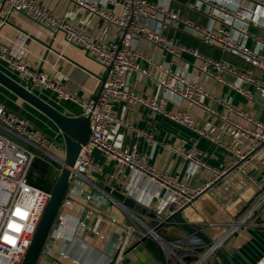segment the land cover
I'll return each instance as SVG.
<instances>
[{
	"label": "built area",
	"instance_id": "2783aa9c",
	"mask_svg": "<svg viewBox=\"0 0 264 264\" xmlns=\"http://www.w3.org/2000/svg\"><path fill=\"white\" fill-rule=\"evenodd\" d=\"M70 1L97 16L103 23L114 24L122 29L120 41L110 42L107 45L97 43L87 30L54 13L36 0H0V28L9 14L17 12L27 15L52 32H62L69 44L81 48L107 69L106 78L95 97L80 100L75 94L63 88L59 77L34 68L25 57L10 51L2 43H0V61L5 62L7 67L17 74L18 83L24 87L32 91L37 88L52 89L58 98L70 99L78 103L82 109L81 114L89 116V138L78 152L71 177L84 176L88 169L98 167L91 155V150L96 148L115 162L114 176L127 169L157 183L169 193L170 210L168 208L165 215L157 216L148 208L140 212V214H148L149 218L153 219L152 225L144 221L140 214L127 212L125 233L110 264H129L132 253L138 248L145 250L143 246L145 239H150L156 245V253L152 254V258L157 264H217L214 249L221 247L223 241L242 224H246L264 203V183L261 179L251 176L256 189L254 200L240 218L230 221L225 231L218 238L212 239L210 246L203 244L193 235L175 239L163 238L157 230H154L155 226L163 222L168 214L191 205L193 199L213 180L225 173L227 168L219 169L206 164L200 157L201 152L195 147L182 149L169 143L164 146L186 159L190 164V171L200 168L209 172L211 176L203 184L194 186L184 181L178 173H166L157 166L147 163L135 146L125 150L109 140L110 129L113 127H126L137 134L145 133L116 116L112 111V105L117 100H124L132 105H142L204 134L202 129L195 126L189 114V108L197 105L237 128L244 140L249 141L239 148L231 147L209 136L211 140L230 151L235 161L243 158L253 147L264 141V122L243 108L236 107L208 92L200 83L190 81L185 73L174 69L173 65L182 58V54L192 55L199 61L195 66L196 70L247 97H250L247 91L238 87L233 81L225 79L222 74L227 72L239 79L249 81L263 93L264 81L255 79L249 71H238L195 48L176 42L158 29L171 27L174 31L199 36L205 43L215 44L224 51L242 57L250 65L264 70V54L233 40L230 36V29L235 28L240 34L250 36L257 44L264 46V1L185 0L183 2L188 8L206 15L211 22L209 25H200L179 15L160 0H121L117 12L106 4L98 5L97 0ZM174 1L181 2V0ZM148 22L157 27L148 26ZM214 23L219 25L216 26ZM249 26L255 27L259 32L249 31ZM139 41L149 43L154 50L168 54L170 59L168 62L160 61L154 55L140 49L137 45ZM157 71L160 72V76L156 77L160 90L157 98H147L131 89L129 78L133 73L154 78ZM171 96L184 100L185 107L177 111L167 109L165 106L167 97ZM203 98L221 105L229 116L218 114L215 109L203 102ZM230 114L242 118L247 124H240L232 119ZM34 150L42 151L57 162L65 155L63 139L60 142L50 138L43 130L34 127L27 118L7 110L0 102V264L20 263L49 197L50 191L30 184L26 178ZM66 200L67 198L64 202ZM64 223V218L58 214L54 225L62 226ZM205 224L213 225L212 222ZM194 225L197 226L195 223ZM55 236L57 237L58 234Z\"/></svg>",
	"mask_w": 264,
	"mask_h": 264
},
{
	"label": "crops",
	"instance_id": "0c3cea01",
	"mask_svg": "<svg viewBox=\"0 0 264 264\" xmlns=\"http://www.w3.org/2000/svg\"><path fill=\"white\" fill-rule=\"evenodd\" d=\"M36 1L87 30L97 43L107 45L110 42H119L121 39L122 29L114 24L103 23L97 16L86 9L83 10L70 0ZM160 1L164 2L169 9L175 10L179 15L197 24L211 23L203 13L188 8L183 3L185 0ZM96 2L100 6L106 4L117 12L121 0H97ZM147 25L157 27L149 22ZM214 25L218 26L219 23ZM248 29L253 33L259 32L252 26ZM158 30L176 42L195 48L238 71H249L255 79L264 81V70L250 65L242 57L224 51L215 44L205 43L199 36L174 31L171 27ZM230 36L233 40L242 42L264 54V46L257 44L252 37L240 34L237 29L231 28ZM0 43L15 54L25 57L34 68L59 77L63 88L75 94L80 100L95 97L107 75L106 68L88 56L81 48L69 44L62 32H52L23 13L13 12L6 17V22L0 28ZM137 45L162 62H168L170 59L168 54L154 50L149 43L139 41ZM198 62L196 57L182 54V58L173 65V68L185 73L189 79L195 80L200 77V84L208 92L236 107L243 108L264 122L263 92L253 83L227 72L222 74L223 77L247 91L250 97L222 82L208 77L203 78L193 73ZM0 71L19 82L17 74L3 61H0ZM157 76H160L159 71L154 74V78L133 73L129 78L130 87L147 98H157L160 94ZM33 92L67 115L75 116L82 113L78 103L70 99L58 98L52 89L37 88L33 89ZM0 102L7 110L27 118L34 127L43 130L50 138L62 142L61 133L51 120L24 103L1 84ZM203 102L215 109L218 114L228 113L215 101L203 98ZM165 106L171 111H177L185 107V101L171 96L167 97ZM112 111L116 116L145 133L137 134L126 127H113L108 136L110 141L125 150L135 146L144 161L166 173H178L184 181L194 186L203 184L211 176L209 172L200 168L190 171L189 162L166 148L164 144L169 143L182 149L195 147L201 152L200 157L206 164L225 169L235 161L234 155L211 140L209 136L231 147L242 148L249 142L248 140L235 141V144L230 141L229 136L221 140L223 134L217 128L218 115H212L197 105L189 108V114L195 126L202 129L204 134L142 105H132L124 100L115 101ZM230 117L242 125L247 124L245 120L234 114H230ZM91 155L98 167L88 169L84 176L74 175L70 178L71 185L67 200L59 213L65 223L62 226L59 224L53 226L38 264H110L125 233L127 212L134 214L141 212L139 208L128 206L122 200L115 198V195L111 193L113 190H117L116 192L121 193L125 199L134 204L151 209L157 216L165 215L168 211L169 193L157 183L127 169L114 176L115 162L113 160L96 148L91 150ZM60 167L57 168L58 172ZM261 181L264 183V177ZM122 188L124 192L121 191ZM255 196L256 189L251 176L241 170H233L219 185L201 192L192 204L184 209L182 216L185 220L201 227L210 238L216 239L225 231L230 221L240 218L245 213ZM140 217L150 225L154 222L148 214H140ZM205 222H212L213 225H207ZM170 224L162 225L157 230L158 234L166 239L187 237L188 234L179 226ZM55 234L58 236L56 237ZM143 246L145 250L138 248L135 253H132L129 264H157L152 258L153 251L146 245V240L143 241ZM221 248L230 257L232 264H264V203L246 224H242L223 241Z\"/></svg>",
	"mask_w": 264,
	"mask_h": 264
},
{
	"label": "water",
	"instance_id": "95a60500",
	"mask_svg": "<svg viewBox=\"0 0 264 264\" xmlns=\"http://www.w3.org/2000/svg\"><path fill=\"white\" fill-rule=\"evenodd\" d=\"M81 8L84 10L83 7ZM193 73H197L199 76L206 78V76L196 70V68L193 69ZM200 79L201 78L199 77L195 80H192V78L189 80L194 83H200ZM0 84L17 95L24 103L32 106L38 112L42 113L49 120H51L60 131L64 142L65 155L64 158L59 161L61 166L60 170L50 189L48 200L19 263L38 264L44 250V246L54 226L55 220L61 210L65 198L68 195L71 185L70 178L72 174V167L78 152L88 141L90 134V118L88 115L80 114L72 116L61 112L56 107L36 95L32 90L24 87L2 71H0ZM225 116H229V113H226ZM217 122V128H219L221 134H223V136L220 135L221 140L226 136H229L230 141L235 144V141L244 140V137L240 134L237 128L232 127L229 123L222 119H219ZM233 170H241L243 173L249 176H254L257 179L264 177V141L253 147L243 158L235 161L229 168H227L225 173L213 180L211 184L208 185L202 192L211 190L219 185L222 181L227 179ZM116 191L117 190L111 191V193L115 195V198L120 201L122 200L128 206H135V208L145 211L144 207L125 199L121 193ZM121 191L124 192V188H122ZM195 199L196 198H194L193 201ZM185 207L168 214L164 218L163 222L155 226L154 230H158L164 223H174L185 231L186 234L193 235L200 239L203 244L210 246L213 242L212 238H210L201 227L195 226L193 222L183 218L182 213ZM213 252L218 260L217 264H232L230 257L222 250L221 247H216Z\"/></svg>",
	"mask_w": 264,
	"mask_h": 264
},
{
	"label": "rangeland",
	"instance_id": "374dc122",
	"mask_svg": "<svg viewBox=\"0 0 264 264\" xmlns=\"http://www.w3.org/2000/svg\"><path fill=\"white\" fill-rule=\"evenodd\" d=\"M60 163L39 150H34V157L27 169V181L41 189L50 191L57 176Z\"/></svg>",
	"mask_w": 264,
	"mask_h": 264
},
{
	"label": "trees",
	"instance_id": "16d2710c",
	"mask_svg": "<svg viewBox=\"0 0 264 264\" xmlns=\"http://www.w3.org/2000/svg\"><path fill=\"white\" fill-rule=\"evenodd\" d=\"M167 225H171L170 223H168ZM146 240V245L150 248V250L153 251V253H156V245L153 241H151L150 239H145Z\"/></svg>",
	"mask_w": 264,
	"mask_h": 264
}]
</instances>
